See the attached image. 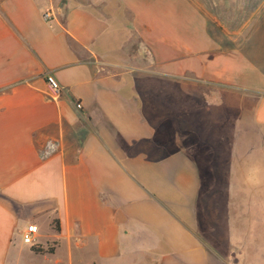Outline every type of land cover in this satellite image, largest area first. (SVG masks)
Listing matches in <instances>:
<instances>
[{
	"label": "crops",
	"instance_id": "obj_1",
	"mask_svg": "<svg viewBox=\"0 0 264 264\" xmlns=\"http://www.w3.org/2000/svg\"><path fill=\"white\" fill-rule=\"evenodd\" d=\"M236 1L0 0V264H264L249 206L203 207L260 198L264 235V0Z\"/></svg>",
	"mask_w": 264,
	"mask_h": 264
},
{
	"label": "rangeland",
	"instance_id": "obj_2",
	"mask_svg": "<svg viewBox=\"0 0 264 264\" xmlns=\"http://www.w3.org/2000/svg\"><path fill=\"white\" fill-rule=\"evenodd\" d=\"M240 2H242V0L241 1L238 0L234 4L218 2V3H215L214 8L216 10H218L219 14H220L225 7H229L230 9H231V7L236 8V7H238V5H240ZM244 2H245V4L243 5L244 6V11H243L244 14H249V12H250L252 15L255 11V8H259V10H261V12L263 10L262 0H245ZM258 141H259L258 139L252 140V145L253 144L257 145ZM257 157L258 156L256 155L255 159H257ZM223 174L225 176L226 171H223ZM248 206H249V209L251 212V226H252L251 244L253 246V249H255L256 245L262 243V241L264 242V235L260 234V229H259L260 220L258 219L259 211L262 209V203L260 201V198H249V200H247V198H203L204 210L213 211V210L217 209L219 211V213H221L223 215L227 212L229 214H235L234 215L235 216L234 224L236 225V227H240V228L242 227V225H241V223H242L241 212L243 209L246 210ZM237 225H239V226H237ZM223 253L227 254V252H223ZM251 253L253 255H255L257 253L259 254V251L253 250V251H251Z\"/></svg>",
	"mask_w": 264,
	"mask_h": 264
},
{
	"label": "built area",
	"instance_id": "obj_3",
	"mask_svg": "<svg viewBox=\"0 0 264 264\" xmlns=\"http://www.w3.org/2000/svg\"><path fill=\"white\" fill-rule=\"evenodd\" d=\"M47 14H44L43 17L44 19L47 17ZM45 82L46 86L48 89V92L50 95L53 97V99L58 98V96L61 93V87L60 85L56 82V80L53 78L51 75H46L45 77ZM76 108H80V104H76ZM38 229L35 224H28L24 230L21 233V240L24 244H32L34 241V236L36 235Z\"/></svg>",
	"mask_w": 264,
	"mask_h": 264
},
{
	"label": "trees",
	"instance_id": "obj_4",
	"mask_svg": "<svg viewBox=\"0 0 264 264\" xmlns=\"http://www.w3.org/2000/svg\"><path fill=\"white\" fill-rule=\"evenodd\" d=\"M32 251L35 253H45V252L49 253L52 251V249L51 248L42 249V247H40V246H32Z\"/></svg>",
	"mask_w": 264,
	"mask_h": 264
}]
</instances>
